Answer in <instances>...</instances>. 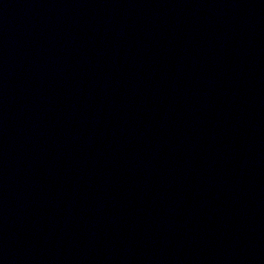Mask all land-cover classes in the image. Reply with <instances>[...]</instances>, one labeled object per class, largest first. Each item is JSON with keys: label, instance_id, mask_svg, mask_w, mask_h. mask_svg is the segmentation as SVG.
<instances>
[{"label": "water", "instance_id": "water-1", "mask_svg": "<svg viewBox=\"0 0 264 264\" xmlns=\"http://www.w3.org/2000/svg\"><path fill=\"white\" fill-rule=\"evenodd\" d=\"M0 264H264V0H0Z\"/></svg>", "mask_w": 264, "mask_h": 264}]
</instances>
